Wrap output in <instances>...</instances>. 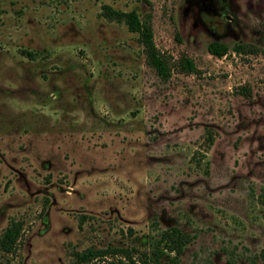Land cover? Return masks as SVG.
Returning a JSON list of instances; mask_svg holds the SVG:
<instances>
[{"label":"rangeland","instance_id":"obj_1","mask_svg":"<svg viewBox=\"0 0 264 264\" xmlns=\"http://www.w3.org/2000/svg\"><path fill=\"white\" fill-rule=\"evenodd\" d=\"M150 1L0 0V235L23 224L0 263L179 228L176 264H264V0ZM104 6L150 13L158 49L198 72L163 81Z\"/></svg>","mask_w":264,"mask_h":264},{"label":"trees","instance_id":"obj_2","mask_svg":"<svg viewBox=\"0 0 264 264\" xmlns=\"http://www.w3.org/2000/svg\"><path fill=\"white\" fill-rule=\"evenodd\" d=\"M144 2L149 7L152 6L150 0H144ZM102 16L112 22L125 23L132 33L139 35L147 65L154 69L163 81H169L175 70L185 74L198 72L195 61L189 56L183 55L175 60L170 54L158 49L150 13L141 17L134 11L126 13L117 11L111 6H104ZM209 50L213 56L223 58L227 55L229 48L225 44L213 42ZM233 51L237 54L253 53L255 49L238 44L234 46ZM22 232L23 224L15 219L11 220L0 236V256L15 252ZM136 241L139 242L124 246L91 247L75 252L73 258L76 264H95L112 258L111 264H176L192 242V237L179 228H170L159 231L157 235L151 236L149 241L144 239V242H141V238H137ZM0 264L11 263L10 261H3Z\"/></svg>","mask_w":264,"mask_h":264},{"label":"flooded vegetation","instance_id":"obj_3","mask_svg":"<svg viewBox=\"0 0 264 264\" xmlns=\"http://www.w3.org/2000/svg\"><path fill=\"white\" fill-rule=\"evenodd\" d=\"M1 236V235H0Z\"/></svg>","mask_w":264,"mask_h":264}]
</instances>
